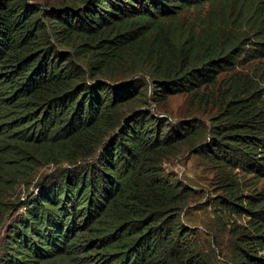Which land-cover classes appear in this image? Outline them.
Segmentation results:
<instances>
[{
    "label": "trees",
    "instance_id": "obj_1",
    "mask_svg": "<svg viewBox=\"0 0 264 264\" xmlns=\"http://www.w3.org/2000/svg\"><path fill=\"white\" fill-rule=\"evenodd\" d=\"M28 1L0 0V191L41 159L57 170L7 226L0 264H212L164 167L183 144L217 170L216 210L246 218L230 264H264V192L231 175L264 178V75L233 73L206 131L137 107L208 101L222 73L264 59V0Z\"/></svg>",
    "mask_w": 264,
    "mask_h": 264
},
{
    "label": "rangeland",
    "instance_id": "obj_2",
    "mask_svg": "<svg viewBox=\"0 0 264 264\" xmlns=\"http://www.w3.org/2000/svg\"><path fill=\"white\" fill-rule=\"evenodd\" d=\"M62 0H29L28 3H39L42 6L57 5ZM192 14V12L190 13ZM239 72L250 76L264 75V59L252 62L250 65L237 67L232 72L222 73L219 84L208 90L210 100H199L187 94H172L162 105L152 103L147 93L137 107L149 111L152 116L167 119L169 122L192 120L195 128L209 130L214 124L213 119L221 107V95L224 87L229 84L233 73ZM220 87V90L218 88ZM146 101V104L143 103ZM205 133L201 136L204 139ZM209 142V141H207ZM67 165L62 163L59 167ZM71 166V165H70ZM167 173L176 177L178 181L188 187L190 197L183 208L182 221L194 229L197 237L203 241V249L211 258L212 264H230V255L233 236L231 230L244 225L246 218L228 211L216 210V200L225 187H222L217 170L204 157L197 154L192 146L181 145L175 156L164 164ZM57 167L48 164L45 159L36 162L31 169L24 170L25 176L13 188L0 191V251L2 242L7 233L10 222L18 221L23 215L27 195L36 192L35 186L40 177L55 172ZM230 175V174H229ZM232 179L237 181L238 189L242 194L253 191L264 192V178H252L250 175L235 170L231 173Z\"/></svg>",
    "mask_w": 264,
    "mask_h": 264
}]
</instances>
